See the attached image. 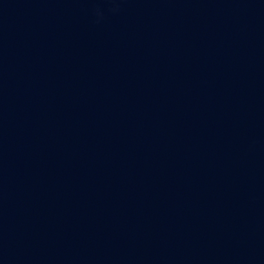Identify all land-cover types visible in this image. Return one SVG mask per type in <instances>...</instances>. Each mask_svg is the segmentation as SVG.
<instances>
[{"label": "water", "instance_id": "1", "mask_svg": "<svg viewBox=\"0 0 264 264\" xmlns=\"http://www.w3.org/2000/svg\"><path fill=\"white\" fill-rule=\"evenodd\" d=\"M0 264H264V0H0Z\"/></svg>", "mask_w": 264, "mask_h": 264}]
</instances>
